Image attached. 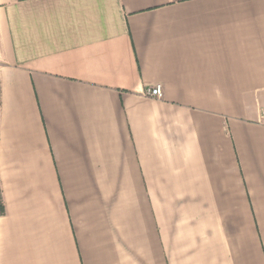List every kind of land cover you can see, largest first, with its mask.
I'll use <instances>...</instances> for the list:
<instances>
[{
	"label": "crops",
	"instance_id": "crops-1",
	"mask_svg": "<svg viewBox=\"0 0 264 264\" xmlns=\"http://www.w3.org/2000/svg\"><path fill=\"white\" fill-rule=\"evenodd\" d=\"M262 108L264 0H0V264H264Z\"/></svg>",
	"mask_w": 264,
	"mask_h": 264
},
{
	"label": "built area",
	"instance_id": "built-area-1",
	"mask_svg": "<svg viewBox=\"0 0 264 264\" xmlns=\"http://www.w3.org/2000/svg\"><path fill=\"white\" fill-rule=\"evenodd\" d=\"M147 95L151 98L162 99L163 98V88L161 85H156L151 87L147 91ZM259 122L264 125V108L261 109L259 115Z\"/></svg>",
	"mask_w": 264,
	"mask_h": 264
},
{
	"label": "trees",
	"instance_id": "trees-1",
	"mask_svg": "<svg viewBox=\"0 0 264 264\" xmlns=\"http://www.w3.org/2000/svg\"><path fill=\"white\" fill-rule=\"evenodd\" d=\"M0 212H3V206H2V202H1V198H0Z\"/></svg>",
	"mask_w": 264,
	"mask_h": 264
}]
</instances>
